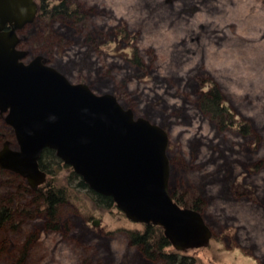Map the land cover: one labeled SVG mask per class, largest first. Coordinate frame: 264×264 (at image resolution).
<instances>
[{
    "label": "rangeland",
    "instance_id": "rangeland-1",
    "mask_svg": "<svg viewBox=\"0 0 264 264\" xmlns=\"http://www.w3.org/2000/svg\"><path fill=\"white\" fill-rule=\"evenodd\" d=\"M34 1L74 13L45 18L41 5L16 31L24 63L41 56L72 84L112 94L167 132L169 193L199 202L211 232L208 244L182 253L197 264H264V0ZM211 82L229 116L223 126L197 106ZM4 117L0 151L16 150ZM55 166L46 181L67 187L72 168ZM42 198L0 168V206L12 214L0 225V264H165L130 242L144 225L116 206L97 208L73 188L48 217Z\"/></svg>",
    "mask_w": 264,
    "mask_h": 264
},
{
    "label": "water",
    "instance_id": "water-1",
    "mask_svg": "<svg viewBox=\"0 0 264 264\" xmlns=\"http://www.w3.org/2000/svg\"><path fill=\"white\" fill-rule=\"evenodd\" d=\"M37 11L34 0H0V114L18 147L3 146L0 168L36 188L46 180L41 152L51 149L90 190L111 197L128 220L161 227L176 250L208 244L211 232L201 214L180 207L169 193L164 128L135 117L112 94L72 84L41 56L23 62L16 31Z\"/></svg>",
    "mask_w": 264,
    "mask_h": 264
},
{
    "label": "trees",
    "instance_id": "trees-1",
    "mask_svg": "<svg viewBox=\"0 0 264 264\" xmlns=\"http://www.w3.org/2000/svg\"><path fill=\"white\" fill-rule=\"evenodd\" d=\"M40 12H44L45 18L54 14L72 15L74 13L69 8L64 7V3L53 5L49 10L46 9L45 6H42ZM132 62L138 66L142 65L135 48L133 51ZM197 106L201 112L206 114L212 120H217L221 123H227L229 121V116L226 113L227 110L223 107L222 98L213 82H211L210 87L205 92L199 95L197 99ZM224 123L221 126H223ZM232 124L236 125L234 122ZM237 129L244 133L241 122H239ZM49 165H52V167H56L55 165H58L57 167L66 166L56 157L53 150L46 148L41 152L39 166L46 172V174H52L51 170H46ZM72 180L75 183L74 186L72 185ZM66 183L67 187L65 185H57L55 182L49 183L45 180L40 187L35 189L36 191H40L42 194L43 209L48 217H54L57 207L69 199L68 195L73 191V188H75V190L81 189L88 192L89 196L92 198L94 206L97 208L110 209L115 206L111 197L103 196L90 190L81 177L76 175L73 171L70 172V178H68ZM171 197L180 207H186V205H188V207L193 210L198 211L199 213L201 212L198 208L199 202L193 201V203L184 204L174 196L171 195ZM11 215L10 208L4 205L0 206V225L8 221L11 218ZM143 225L144 227L140 232H130L129 239L134 246L141 247V250L147 258H154L158 256V258L164 261L165 264H197L192 256L190 257L182 252L173 250L168 251L166 249L171 245L168 239L164 236L163 229L161 227L152 224Z\"/></svg>",
    "mask_w": 264,
    "mask_h": 264
},
{
    "label": "flooded vegetation",
    "instance_id": "flooded-vegetation-1",
    "mask_svg": "<svg viewBox=\"0 0 264 264\" xmlns=\"http://www.w3.org/2000/svg\"><path fill=\"white\" fill-rule=\"evenodd\" d=\"M42 3H43V1H42ZM41 2L39 3V5H38V8H40L41 7V5H43ZM59 4V3H58ZM44 6V5H43ZM5 30H8V28H5ZM18 33V32H17ZM17 35V34H16ZM26 57V56H25ZM43 61V60H42ZM24 62V61H23ZM44 62V61H43ZM45 63V62H44ZM46 64V63H45ZM41 186V185H40ZM40 186H38V187H40ZM38 187H36V188H38ZM36 188H32L33 190H35Z\"/></svg>",
    "mask_w": 264,
    "mask_h": 264
},
{
    "label": "bare ground",
    "instance_id": "bare-ground-1",
    "mask_svg": "<svg viewBox=\"0 0 264 264\" xmlns=\"http://www.w3.org/2000/svg\"><path fill=\"white\" fill-rule=\"evenodd\" d=\"M17 149H18V147H17ZM17 149H16V150H17ZM11 150H12V149H11ZM174 250H175V251H178V252H182V251L176 250L175 248H174Z\"/></svg>",
    "mask_w": 264,
    "mask_h": 264
}]
</instances>
